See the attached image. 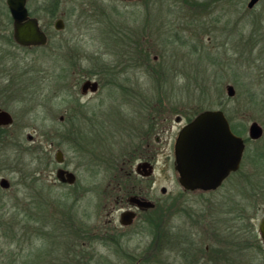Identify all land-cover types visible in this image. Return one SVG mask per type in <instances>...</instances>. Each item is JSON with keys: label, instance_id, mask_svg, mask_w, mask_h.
Segmentation results:
<instances>
[{"label": "rangeland", "instance_id": "1", "mask_svg": "<svg viewBox=\"0 0 264 264\" xmlns=\"http://www.w3.org/2000/svg\"><path fill=\"white\" fill-rule=\"evenodd\" d=\"M81 1L90 2L95 19L94 15L91 18L86 14L88 19L78 22L79 14L86 12ZM248 2L63 0L60 12L67 17L66 29L55 31L52 27L46 46L21 48L12 42L9 47L0 42L1 49L12 52L11 59L2 65V69L9 67L10 71L1 72L0 87L5 92L12 79L13 93L11 99H3L5 96L0 92L2 105L13 116L12 125L2 132L0 144V177L10 182L9 189L0 188V264L64 263L63 255L68 249L54 257L43 251L49 250L52 238L58 234L55 228L65 218L62 213H72L69 205L75 204V216L85 220V211L90 214L86 223L93 222L99 213L105 218L99 195L109 180L105 167L120 165L128 155L130 163L136 164V156L126 152L128 145L135 142L126 131L150 120L148 113L154 103H166L165 108L171 106L188 112L222 103L244 137L252 121L264 127V0L251 8ZM41 17L46 20L44 15ZM86 21L92 25H85ZM110 27L136 32L135 37H141L145 49L144 60L137 58V51H131L135 45L129 48V54L136 56L126 59L123 51H127L126 43L121 39L116 42L117 37L105 31ZM76 52L84 55L79 67L74 65ZM112 65H117L119 73ZM123 65L125 72H121ZM91 70H97L98 74L103 70L106 78H102L103 84L96 93L81 95L82 77ZM155 70L157 73H152ZM110 79L113 83L108 82ZM228 84L235 89L233 96L227 94ZM123 87H129L126 90L129 95ZM75 98L87 103L79 109L80 121H74ZM75 122L79 124L78 130ZM80 134L85 137L92 157L80 155L77 149ZM58 149L63 152L62 165L55 160ZM44 153L48 164L37 161ZM165 155L163 152L157 157L156 191L158 197L170 199L180 189L173 176L161 177L160 173H172ZM58 166L74 171L80 187L58 184L55 176ZM88 166L97 168L89 171ZM91 184H96L95 189L81 195L83 186ZM161 185L167 187L165 194L159 190ZM185 197L189 199L185 204L164 206L162 234L172 233L171 225H184L189 208L205 216L204 226L198 228L194 224L195 228H191L194 242L204 250L201 255L205 259L199 264H264V254L258 249V243L264 249L258 232L264 216V134L247 142L242 168L220 189L204 195L192 192ZM203 199L210 204L205 206ZM181 207L186 210L177 216L169 215ZM236 207L241 208L240 217L239 210L237 215L232 211ZM212 215L218 220L217 225L223 220V226L220 224L221 228L216 230L201 229L208 228L206 223H210ZM30 217L33 225L46 224L55 233L34 231L31 223H27ZM196 219L191 218L193 222ZM251 227L256 238L252 237ZM218 236L224 248L221 262L215 257L206 259L207 252L219 245ZM66 238L70 240V248L73 238ZM147 239L134 237L126 242L124 246L130 252L126 257H134L142 248L135 249L139 241L146 245ZM164 240L161 249L147 248L143 264H158L157 257L161 264H185L184 256L166 243L169 239ZM93 252L100 263L123 264V257L116 258L107 245L97 242Z\"/></svg>", "mask_w": 264, "mask_h": 264}, {"label": "flooded vegetation", "instance_id": "2", "mask_svg": "<svg viewBox=\"0 0 264 264\" xmlns=\"http://www.w3.org/2000/svg\"><path fill=\"white\" fill-rule=\"evenodd\" d=\"M108 1H140V0H108ZM89 1H81V4L86 6L85 7V13L79 14V17L77 18L79 21H85L88 19V16H93V19H95L97 16H95V13H92V10L89 7ZM63 4V0H25L24 6L27 10V19L28 18H35L37 20L39 29L45 34L46 36V42L43 44H30V45H23L16 41L14 37V18L12 16L8 0H0V42L3 41L5 44H7L9 47L11 46V43L13 42L16 46L21 48H32V47H44L48 44L51 37V31L52 27L55 31H63L66 29L67 26V17L62 12H60V7ZM41 14L46 17V20L43 21ZM88 14V16H86ZM72 17V13L69 15ZM92 21V19H90ZM86 21L84 24L91 26L92 22ZM80 24V23H79ZM110 25V24H109ZM105 31L107 33L114 34L117 38H114V40L119 41V39L122 40V42L126 43L127 51L124 49L126 53H124V56L126 59H128L130 56H136L137 58L143 59V54L145 52V49L142 46L141 37L138 38L135 37L136 32L130 31L129 29H118V28H106ZM82 35V34H81ZM132 37V38H130ZM139 40V43L137 42ZM131 45V46H130ZM135 45L136 48H134L131 51H137V54L134 53L129 54V48H132V46ZM1 46V43H0ZM74 65L79 67V62L81 61L83 54L76 52L74 55ZM12 57V52L8 51L6 49H1L0 47V75L1 72H7L10 71V68H3L2 65L7 63L8 60H10ZM136 58V57H135ZM70 59V58H69ZM6 65V64H5ZM116 73H119L116 71L117 65L110 66ZM96 68V66H95ZM9 69V70H8ZM126 66L123 65V69H121V72H125ZM111 70V72H114ZM3 72V73H4ZM98 74L97 70H91L87 75H84L81 80L79 93L81 95H87L88 93H96L99 88L100 84L102 83V78L105 79L106 77H103L107 73H105L103 70L99 71ZM115 79L116 75L114 73ZM96 81L97 82V89L95 91H91L89 87L85 91L82 90V85L85 81ZM108 80V79H107ZM12 79L9 83H7V86L4 88L5 92L1 90L0 92L3 93L2 96L3 99H11L12 98V92H11V84ZM101 82V83H100ZM109 83H113V79H110L108 81ZM115 83V81H114ZM116 84H118L116 82ZM233 87V85L228 84ZM227 85V86H228ZM226 86V91H227ZM129 87H123V91L125 94L129 95L128 90ZM234 93L235 89L233 87ZM234 95V94H233ZM232 95V96H233ZM1 95H0V111H6L9 113V115L12 118V121L8 124H0V144L2 141V132L6 131L7 127L11 126L13 123V116L11 113L2 105L1 101ZM5 101V100H4ZM87 103H82L79 98H75V110L77 112H74V121H80L81 118V112L79 109L82 105H85ZM154 108L151 110L150 113H148V117L150 120H144L142 123H139L137 127H132L127 129V134L131 136V139L135 140L134 143L131 145H128L127 147V153H132V156H136L137 162L135 165L130 163V155H128V159H123L121 161L120 165H112L109 167H105L107 169L108 173V181L106 182V188L103 189L102 193L100 195V202L102 203V210H105V218H103L102 213H99L98 216L94 219L93 222L86 223L87 219H90V214L85 211V214L83 215L85 217V220H81L80 217L75 216L73 209H75V204L69 205V210L72 212L69 214L64 211L63 207L61 208L62 211H64L62 214L65 216L63 221H61L58 226L61 230L64 227L66 221H68V218H71L74 220L75 225L78 226V231L76 234H74V231H72L73 243L77 244L75 247H72L71 250L75 251L77 254H79L80 262L83 263H90V261H96V259L93 257L95 255V252H93V247L95 243H100L103 245H107L111 250L112 253H114L116 258L123 257L124 260L123 264H143L145 261V253L147 251V248L154 246L153 248H160L162 242H165L164 239H169L170 242H166L169 244H172L173 247L175 246V249L178 250L176 252L181 253V255L184 256L185 264H199L201 259H205L202 253H204V250L199 247L197 242H194L192 238V232L191 228L194 227V224L198 226H204L202 221H205V216L201 213H197L196 211L192 212V209L187 208V214L188 218L185 221L184 225H171L170 229L172 230V233H164L167 234L166 237L163 232V221L166 218V215L164 214L166 212L165 205H178L179 203L185 204V202L189 201L185 196L186 194L192 193V192H200L203 195L216 192L220 187L224 184V182L232 175L238 173L240 169L242 168L243 160L245 159V149L247 146V142L249 140H257L261 138L264 134V127H263V133L259 138H251L249 136V126L247 129V137H244L242 135V132H239V128L237 124H234L230 117L227 116L226 110L223 107L222 103H218L216 107L212 108H205L200 110H195L192 112H188L186 110L181 109H175L171 106H168L165 108L164 106H167L166 103H154ZM209 109H217L222 110L227 117L230 128L233 133L236 135H239L244 140V151L241 158V162L239 165V168L235 171H231L229 175L223 180L220 186H218L215 189H208V190H202V189H187L184 188L180 182H179V173L177 169L175 168V141L176 138L180 132V130L188 124L191 120L195 118L201 111L203 110H209ZM71 111V110H70ZM73 116V113L70 114ZM174 115V116H173ZM68 116V113H67ZM66 116V117H67ZM62 119V117L60 118ZM76 123V122H75ZM77 130L79 129V124L76 123ZM4 136V135H3ZM84 136L81 134L77 136V149L79 150L80 155L82 156L84 154L92 157V153H89L88 148L86 147V142L84 140ZM62 152L61 149H58ZM57 150V151H58ZM55 152V160L56 159V153ZM165 153L166 160L169 164L172 165V173L163 172L160 173L161 177L164 179L170 178V176H173L174 182L178 184V188L180 189L177 191V194L175 197L170 199H165L158 197L156 188L158 186L157 182L159 179L157 178L158 172L156 170V162L157 157L161 155L162 153ZM39 155L41 153H38ZM38 162H46V164L49 163L48 158H46L45 153L43 157L38 156L37 158ZM64 163V156L62 152V161L58 162V165H62ZM97 167L88 166L86 167L87 170L92 171ZM104 168V169H105ZM59 169H64L66 171L72 172L75 175V180L72 183L61 181L59 178H57L56 173ZM55 176L57 179L58 184L60 185H68V186H75L76 188L80 187L77 184V175L74 171L70 170L66 166H58L55 171ZM2 178L6 177H0V180ZM7 179V178H6ZM33 181V178H30ZM8 180V179H7ZM9 182V180H8ZM99 185V184H98ZM96 187V184H91L87 187L83 186V193L81 195H84L85 193L92 192ZM1 189L6 190L10 188V182L8 187L4 188L0 186ZM159 190L161 193L165 194L167 191V187L165 185H161L159 187ZM185 195V196H184ZM149 203L147 206L146 204L141 203ZM203 204L205 206L209 205V201L206 199H203ZM65 205V204H64ZM63 205V206H64ZM185 208V207H184ZM184 208H180L175 210L174 212L170 211L169 215H179L178 213H182ZM238 209H232V211L235 212L240 217L241 215V208L236 207ZM186 210V208L184 209ZM229 213L231 211L228 209ZM172 212V213H171ZM223 215H225V210L222 211ZM132 215H128V214ZM195 213V215H193ZM165 215V216H164ZM197 217L196 221L193 222L191 218ZM212 220L208 221L207 227L208 228H201L203 230L207 229H213L216 230L218 228H221L222 224L221 222L224 221L221 220L219 222L220 224L217 225V219L212 215ZM169 217V216H168ZM264 217V216H263ZM262 217V218H263ZM93 218V217H92ZM84 221V222H83ZM184 221V220H183ZM182 221V222H183ZM222 224V226H223ZM259 225V224H258ZM185 228V229H184ZM195 228V227H194ZM165 229V228H164ZM175 229V230H174ZM200 229V230H201ZM169 230V231H170ZM168 232V231H167ZM259 232V229H258ZM164 236V237H163ZM170 236V237H169ZM134 237H147V241L149 243H146L145 247L144 245H141V241H139L138 246L135 249L141 248V251L136 253V255H132L134 257H126V255H130V252L127 251V247L124 246L126 242H128L131 238ZM262 241V240H261ZM62 239H59V243L61 246ZM71 242V243H72ZM217 242L219 243L218 246H213L212 250H210L208 253V256L206 255V259H214L218 258L220 261L221 259H224L223 254V243L221 242V237L218 236ZM79 244V245H78ZM64 245V244H63ZM63 246H61L62 248ZM217 247V248H216ZM63 250L59 248V252ZM209 248L206 247V251H208ZM64 251V250H63ZM202 252V253H201ZM135 253V252H134ZM206 253V254H207ZM122 255H125L122 256ZM158 264H161L163 262H160V257H157ZM222 261V260H221ZM220 261V262H221ZM97 264H103V262H99Z\"/></svg>", "mask_w": 264, "mask_h": 264}, {"label": "water", "instance_id": "3", "mask_svg": "<svg viewBox=\"0 0 264 264\" xmlns=\"http://www.w3.org/2000/svg\"><path fill=\"white\" fill-rule=\"evenodd\" d=\"M259 0H249L248 7H253ZM25 0H8L14 18V37L23 45L43 44L45 34L39 29L35 18L27 19ZM97 89V82L87 80L82 85L85 91ZM227 94H234L233 87L227 86ZM12 121L6 111H0V124ZM263 127L256 121L249 125V136L259 138ZM244 140L230 128L229 121L222 110L209 109L201 111L193 120L179 132L175 141V168L179 173L180 184L187 189H215L231 171L239 168L244 151ZM58 162L62 161V152L56 153ZM61 181L72 183L75 175L64 169L56 173ZM9 182L6 178L0 180V186L6 188ZM146 204L149 203H141ZM128 215H132L131 213ZM259 234L264 243V217L260 220Z\"/></svg>", "mask_w": 264, "mask_h": 264}, {"label": "trees", "instance_id": "4", "mask_svg": "<svg viewBox=\"0 0 264 264\" xmlns=\"http://www.w3.org/2000/svg\"><path fill=\"white\" fill-rule=\"evenodd\" d=\"M138 43H139V40L137 41ZM144 59H142V61H143ZM152 73H157L156 72V70L155 71H153ZM244 128V127H243ZM239 132L241 133L242 132V129H240L239 130ZM69 220L68 221H66V223H65V225H64V227L62 228L63 230H61L59 227H56L55 229L57 230V232H58V234L57 235H55L53 238H52V242H50V244H49V242H47L46 244H47V246H48V244L51 246H49L48 248H49V250L48 249H46V250H44L43 249V251L44 252H47L48 254H47V256H49V254L51 255V253H52V257H54V256H58V254H59V248H61V246H63L62 247V249H68V251L63 255V256H65V258H64V263L63 264H84L83 263V260H82V262H80L81 260L79 259V254H77L75 251H73L72 253H70L69 251V249H71L72 247H75V245H77V244H74L73 242L72 243H70V248L68 247L69 246V239L68 238H66L67 236L68 237H71L70 235H72V231H74V234H76L77 233V231H78V226L77 225H75V222H74V220L73 219H71V218H68ZM27 221V220H26ZM32 219H31V217L30 218H28V221H27V223H31V225H30V228H34V231H37V230H42V233H45L46 232V230H47V233H49V231L51 232V233H55L54 232V228H49V229H47L46 228V224H44L43 225V223H41V225H39V224H37L36 226L35 225H33L32 224ZM38 225H39V227H38ZM250 231L252 232V237H257V235H255V232H254V230L252 229V227H251V229H250ZM39 235H41V234H39ZM38 235V236H39ZM42 237H43V235H41ZM59 239L61 240L62 239V243H61V246H60V243H59ZM64 244V245H63ZM79 245V244H78ZM258 249H259V252L260 253H263L264 254V249L262 248V245H261V243H258ZM56 253V254H55ZM70 253V254H69ZM62 256V257H63ZM49 258V257H48ZM95 262H98V261H95ZM85 264H88V262L87 263H85ZM89 264H94L93 263V261L91 260L90 261V263Z\"/></svg>", "mask_w": 264, "mask_h": 264}]
</instances>
